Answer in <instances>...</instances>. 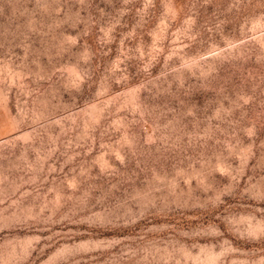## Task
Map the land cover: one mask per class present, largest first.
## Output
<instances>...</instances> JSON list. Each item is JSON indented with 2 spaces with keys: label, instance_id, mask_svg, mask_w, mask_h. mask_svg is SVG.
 I'll return each instance as SVG.
<instances>
[{
  "label": "rangeland",
  "instance_id": "rangeland-1",
  "mask_svg": "<svg viewBox=\"0 0 264 264\" xmlns=\"http://www.w3.org/2000/svg\"><path fill=\"white\" fill-rule=\"evenodd\" d=\"M0 264H264V0H0Z\"/></svg>",
  "mask_w": 264,
  "mask_h": 264
}]
</instances>
